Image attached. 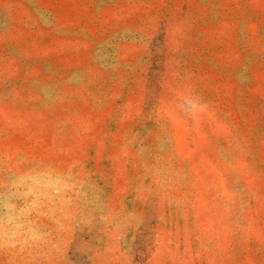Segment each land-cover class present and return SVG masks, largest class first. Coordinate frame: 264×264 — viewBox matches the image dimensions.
<instances>
[{
  "label": "rangeland",
  "instance_id": "1",
  "mask_svg": "<svg viewBox=\"0 0 264 264\" xmlns=\"http://www.w3.org/2000/svg\"><path fill=\"white\" fill-rule=\"evenodd\" d=\"M0 264H264V0H0Z\"/></svg>",
  "mask_w": 264,
  "mask_h": 264
}]
</instances>
